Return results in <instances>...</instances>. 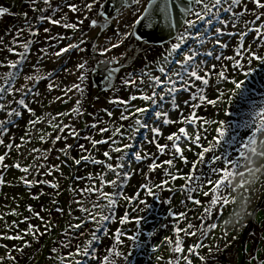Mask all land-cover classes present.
Listing matches in <instances>:
<instances>
[{"label":"snow or ice","instance_id":"obj_1","mask_svg":"<svg viewBox=\"0 0 264 264\" xmlns=\"http://www.w3.org/2000/svg\"><path fill=\"white\" fill-rule=\"evenodd\" d=\"M40 4L43 7H39ZM29 7L33 13H39L33 18L35 23H33V20H29L28 12H23L22 16L25 21L23 27L15 31L8 43H5L4 37H0V52L7 51L17 57L14 60L9 59L7 56L0 59V68L8 69L0 72V114L5 117L0 118V147L4 149L3 154H0V186L7 183L3 171L15 168L24 174L20 177V182L27 189L47 185L51 189H56L58 194L60 187L58 182L35 178L29 179L28 177H38L40 169H44L43 174L45 176H51L54 171H60V165L36 164L35 160L29 165H22L19 160L14 161L12 164L6 163L7 160L11 159L13 150L18 155H23L20 149L31 143L28 137L32 135V129L36 125L47 121L53 131L58 132V134L54 138H52L51 132L40 135V141L48 143L50 140L52 147L48 149H31L30 154L41 153L36 159H43L47 162L51 151L56 150L62 153L66 160H71L77 166L81 165L82 162L101 165L109 172L114 173L117 179L105 181L107 173L99 174L96 177L89 175L87 179L89 181L98 179L104 186L119 189L122 184L118 181L121 180L122 175L123 180L127 181L134 174L122 171L127 167L124 161L130 158L128 153L131 152L136 162L153 161L148 165L150 173H154L158 168H163L164 165H168L172 169L171 171L165 170L164 176L166 178L161 183H154L150 178L145 177V182L141 187L146 190L147 196L160 200L161 197L155 193L154 188L163 190L165 185H168L170 181L174 182L176 179L186 181L181 186L180 191L185 193L186 200H191L195 205H202V201L194 198L192 194L197 191L202 192L203 197L207 198V203L202 206L200 219L208 221V223L206 225H194L188 222L184 228L176 226L175 236H165L164 242L169 245L174 243L172 253H184L186 249L182 245L185 244V241L181 239V233L185 237L189 235L197 237L198 242L195 243L194 247H188L187 252L197 256L204 264H222L219 257L216 256V253H222L221 245L217 243L213 246L205 242L209 238V234L221 227L220 224L211 222V219L213 217H223L228 206L235 202L231 198L233 191L231 187L232 178L237 174L244 175V172L241 171L244 166L243 162L247 160L249 153H257L259 138L264 136V99L257 103L251 97L252 89L249 87L250 78L258 71L264 72V0H90V2L89 0H80L79 3L76 0H29ZM221 12L230 14V16L225 15L221 19ZM69 13L79 15L74 20H70ZM6 14H12L10 9L0 6V17ZM85 21H88L89 30L99 28L100 33L105 34L103 44L99 43L98 39L96 42L91 43V60L84 57L72 69L62 65L59 68L45 71L41 65L46 58L48 60L55 58V61H59L60 58L65 57V54H70L73 51L77 53L88 52L87 45L91 37L85 39L88 36V33L83 31ZM241 22L243 27L240 26ZM113 23H115V28L112 29L113 34L108 36L106 33ZM45 24L71 30L73 33L80 32L81 35L76 39V42H72V36L59 33L53 34L52 27H43V33L48 34L45 41L47 46L38 49L39 54L36 63L33 65L30 62V55L33 54V46L40 43V26ZM226 28L233 30L225 32L224 29ZM24 33L28 34L27 39L24 38ZM225 35L238 41L234 55L224 56L221 53L216 55L214 59L216 61L231 62L230 65L222 63L217 70L216 65L213 64L208 71H205L203 62H197V57L201 55V52L194 45L198 43L200 46H204L214 40L215 45H218L221 49H226L229 45L221 41V37ZM249 36L252 37V41L256 45L255 48L252 43H246ZM65 40L68 41L67 44L61 47ZM126 42L127 47L123 52L109 55L115 49L124 46ZM165 44L168 45L165 49L166 54L157 64V71L160 75H153L152 72L141 70L138 74L125 72L123 77L120 76L122 70L129 67L137 59V53L145 52L156 46L163 48ZM214 50L207 51L204 55L213 56ZM254 65H259V67ZM26 67L29 69L27 72L25 71ZM61 72L76 75V82L69 86H62L55 79ZM213 72L216 76L214 83L217 87L212 91L217 95L209 97L206 94V89L210 87V74ZM97 76L100 77V80L97 82L93 79V86L99 87L101 91L119 92L121 89L116 85V81L119 79L123 88L134 87L140 93L139 95L132 94L127 98L116 96L109 100L110 104L122 108L120 121H131L127 129L123 124L113 125L112 128L103 127L99 129L101 135L110 133L107 139L97 140L92 136L83 137L91 143L93 148H96L97 145L110 144V150L103 152L106 161L96 159L91 154L81 155L80 158L71 157L70 151L73 149V145L68 144L67 140L80 137V133L73 124H65L61 119L71 116L73 120H78L86 114L91 115V113H86L84 102L87 97L89 78ZM239 76H242L243 79H238ZM45 81L47 82L45 86L46 93H51L53 90H59L63 93V96H57L53 102L68 103L71 99L69 94L74 93L78 96L70 111L59 112L56 115L45 113L42 116H37L32 105L42 102L43 93L40 90V85ZM221 83L230 84L233 87L222 90L219 88ZM145 86L151 91H145ZM260 87H264V85ZM182 92L189 93V99L183 101V104L190 109L201 108L205 103L213 107L218 105L231 106L235 98H239L241 102H250L251 112L245 114L250 118L236 123L229 121L227 125L223 120L211 121V123L219 125L215 129L218 136L208 146L201 145L202 137L198 130L193 137L189 135L185 127H180L178 133H172L166 137L167 141L172 142L171 145H161L158 138L163 133L161 127L157 126V122L162 125L178 122L169 118V111L165 110L162 105L170 103L172 110H179L181 105L178 103L177 97ZM261 95L264 96V94ZM8 97L12 99L8 100ZM138 100L150 106H136L134 102ZM13 104H15V107H12ZM104 111L109 117L113 116L111 110L104 109ZM225 114L232 115L230 111H226ZM25 115L28 116L25 134L19 137L20 143H17V137L10 136L9 131L13 126L18 127L19 120L23 119ZM181 116L182 119L179 123L182 124L192 125L198 121L195 111H191L187 117H184L183 113H181ZM203 123L208 124L209 121L205 119ZM85 128L97 129L98 125L96 123L91 125L85 123ZM141 129L146 130L144 140L147 143L154 144L160 155H164L167 149L172 152V158L157 164L155 162L156 156L144 152L143 148L137 151L133 143L123 144V147L120 146L124 139L134 140L135 136L140 134ZM125 131L129 133L127 136L124 135ZM148 133L154 134L152 139H148ZM181 134L185 143L202 147V151L197 153L198 159L191 162V169L185 175H178L181 170L176 168L174 163L176 160L182 161L185 166L190 163L185 157L180 144L177 143L181 140ZM45 135L48 139H45ZM117 136L120 137L119 141L116 139ZM60 141L64 142V147L55 149V144ZM222 146V152L217 153L216 150L221 149ZM79 148L87 151L83 145H79ZM112 152L125 154L119 157L121 162L115 167L110 163L113 158ZM206 153L213 154L210 157V163L205 160ZM55 159L59 160V156ZM201 164L208 165L207 173L198 169L197 166ZM213 176L216 179H212ZM193 181H195L194 184ZM205 181L211 186L210 189H205ZM10 186L15 187L16 185ZM243 186V183H241L240 187ZM83 192L89 195L95 192L98 200L90 201L92 208L87 206L89 202L87 200L76 201L80 205L79 212L86 213L87 217H76L78 222L65 228L64 236L67 239L60 241L62 248L54 246L50 249L51 252L57 253L59 264H69V261L70 264H136L135 257L140 255V249L144 247L140 243L141 238L146 236L154 243H159L155 238L158 236L160 228H169L168 223H163L160 228H154L147 233H143L138 227L135 229V235L129 234L127 236L128 241H131L133 245V250L129 251L121 250V245L124 244V230H116L113 237L115 243L104 245V251L101 254L96 247V242L102 239L98 232L104 230V239L112 234L104 222H117L114 212L118 200L114 198L115 196H120L127 202H134L133 211L135 212L147 211L152 208V205L146 199L141 198L140 191L128 196L123 192L108 193L103 190V187L90 186L83 189ZM43 195H47V193L40 191L38 194L32 195L31 198L38 200ZM100 199H106L108 203L101 205L99 203ZM52 203L57 202L53 199ZM162 203L171 205L172 202L171 200H163ZM97 208L101 209L100 215L92 211V209ZM27 210L30 213L33 212L31 206ZM55 211L62 213L64 210L61 207H56ZM10 214L13 216L20 215L16 211H12ZM34 215L43 221V217L39 212L34 213ZM176 215L187 220L186 212L181 211L176 214L171 210L168 211L164 219L167 221L170 217ZM2 219L4 217L0 215V220ZM29 219L31 217L9 225L8 230L13 234L0 235V241L20 242L14 248L7 243H0V248L4 249V255L0 256V264H21L20 258L30 255L33 243H39L40 238L47 235L52 228V221L49 220L44 222V231H41L39 227L28 223ZM129 219V215L125 213L122 218H119L118 222L126 225L129 223ZM142 221L147 222L146 217L139 216L135 219V224L139 226ZM89 222H94L96 229L94 231L90 230V239L83 242L81 237L84 234L80 230ZM19 223H25L27 227L20 230ZM239 231L240 229L233 230L236 235L231 236L232 241L237 240ZM229 235L227 229H222L221 239L225 241L224 248L232 246L228 243ZM73 236L76 238L75 243ZM27 237L32 239L28 240ZM212 239H216V237L212 236ZM253 239L254 241L264 242V236L253 237ZM202 248L207 249V254H199L198 250ZM62 249L70 250L68 257L59 255ZM158 251L157 247L152 248L153 255ZM244 251L247 252L246 264H264V255L261 254L264 249L258 243H253L251 252H248L247 247ZM145 255H147L146 251ZM116 257H120V260H116ZM162 259L163 257L156 256L158 264ZM184 260L185 264H193V260L187 255H185ZM165 264H181V260L175 257L165 261Z\"/></svg>","mask_w":264,"mask_h":264},{"label":"rangeland","instance_id":"obj_2","mask_svg":"<svg viewBox=\"0 0 264 264\" xmlns=\"http://www.w3.org/2000/svg\"><path fill=\"white\" fill-rule=\"evenodd\" d=\"M0 6L8 7L10 9V12L12 14H6L3 17H0V37H4L5 43H8L9 40H6L7 38L10 39L12 37L11 32L16 28H20L23 26H20L23 24L24 19L22 16L23 12H28L27 10L29 7V0H0ZM39 7H42V4L39 5ZM215 11V10H214ZM225 14L221 12V19L224 18ZM241 27H243V24L241 22ZM219 27V25H217ZM225 32L232 31L231 28L224 29ZM83 31L88 33V36L85 37V39H91L89 40V43L87 45L88 47V53L91 56V43L96 42L97 38L99 40L100 35H92L91 30H89V26H83ZM81 35L80 32H78L76 39ZM215 34L213 33V36ZM25 37L28 38V35ZM26 38V39H27ZM75 39V40H76ZM222 43H227L229 45L226 49H221L218 45H215L214 40L212 43H207L204 46H201L200 52V62L205 60L204 70L208 71V69L211 67V65L215 64L217 70L220 68L221 64H229L231 62L228 61H216L214 57L216 55H220L223 53L224 56H232L234 55L235 48L237 46L238 41L228 35H225L221 37ZM246 43H252L253 47L255 48L256 45L252 41V37L249 36L246 40ZM40 44V43H39ZM38 47V44L33 46L32 49V55H30V62L31 64L36 63L34 52L36 51ZM168 47L167 44L164 45V47H154L150 48L147 51L143 52L140 55H137V59L132 63L133 67H137L142 65V69H146L145 71L152 72L153 75H160L154 67L157 65L156 63L160 62L162 60V57L166 54L165 49ZM213 49L214 56L211 59L206 55H204L207 51H212ZM5 52H0V59H3V57L7 56L9 59H16L14 55L10 54L6 55ZM145 56V57H143ZM145 63H142L144 62ZM147 65V67H146ZM255 67H259V65H254ZM129 68H125L122 70L120 76L123 77L125 72H129ZM8 69L0 68V72L7 71ZM25 71H29V69L26 67ZM141 72V71H140ZM138 72V73H140ZM137 73V74H138ZM238 79H243L242 76L237 77ZM251 79V83L249 84V87L252 89V93L254 92L261 95L263 94L264 87H260V82L264 80V72H257ZM216 80L215 73L210 74V87L206 89V94L209 97L216 96L217 94L212 91V89H215L217 86L215 85L214 81ZM117 82L120 84V80L117 79ZM47 83V82H46ZM46 83L43 84V82L40 85V90L43 93L42 96V102L33 104L32 106L35 108L37 116H42L45 113H51L53 115H56L59 112H66L70 111V103H62L60 101H55L56 96L54 95V92L46 93L45 92V86ZM92 83V82H91ZM199 83V82H197ZM93 85V83H92ZM19 86V83H18ZM121 86V85H120ZM233 87L230 84L221 83L219 85L220 89H227ZM97 87H95L96 89ZM96 91V96L99 97V99H104V102L101 105L99 118L96 122H92L89 119L88 114L84 115L82 118L79 119V133L80 137L78 138H69L67 140L68 144L73 145V149L70 151V156L75 158H80L81 155H89L91 154L94 158L99 159L101 161H106V158L103 156L104 151L110 150V144H104V145H97L96 148H93L91 143L88 140H84V136H92L94 139L100 140V139H107L110 136V133H101L99 132L100 128L103 127H109L112 128L113 125H120L123 124L125 129L128 128V126L131 124V121H120L119 117L122 112L121 107H117L115 105H112L109 103L110 99H113L115 97H112L109 95V92L99 91L98 89ZM145 91H151V89L147 88L145 86ZM120 96L122 98H127L132 94L139 95L140 93L137 91L134 87L129 88H123L120 92ZM182 98V97H181ZM218 98V96H217ZM11 97H8V100H11ZM183 99V98H182ZM189 98L186 96L183 100H179L178 103H180L181 107L179 110H172L171 104L168 103L165 107V110L169 111V118L178 121L177 123L169 124V125H162L157 122V126L161 127V131L163 135L159 137V143L161 145L169 144L171 145L170 141H167L166 137L172 133H178V130L180 127H185L187 131L189 132L190 136L195 135V132L198 130L200 132V135L202 137L201 145L202 146H208L216 136H218V133L215 131V129L219 126L218 124H213L211 121L216 120H223L225 121V125L229 123V121L236 123L239 122L237 118V111L238 107L247 106V102L244 104L241 102L239 98H235L233 100V104L231 106L226 105H218L216 107H213L211 105H207L206 103L201 106V108L197 109H190L186 106H184L183 101L188 100ZM136 106H146L144 102L142 101H136L134 102ZM54 106V107H53ZM94 106L93 100L89 99L86 103L85 111L86 113H92V107ZM12 107H15V104L12 105ZM104 109L111 110L113 112V116L109 117ZM191 111H195L198 117V121L196 124L187 125L179 123L181 121L182 116L181 113H183L184 117H187L190 115ZM230 111L232 113L231 116L226 115L225 112ZM0 118H5L3 114H0ZM63 122L65 124H68L69 117H63ZM135 119V118H133ZM207 119L209 121L208 124H204L203 120ZM28 120V116L25 115L23 119L19 120V126H13L11 127L9 131L10 136L17 137V143H20L19 137L24 136L25 134V127L26 122ZM85 123L91 125L93 123H96L98 125L97 129H91V128H85ZM52 133V138H54L58 132L53 131V129L48 125L47 121H45L43 124L36 125L34 129H32V135L28 137V139L31 140V143L26 144L24 147L20 149V152L23 153L22 156L18 155V153L13 150L11 153V159L7 160L6 163L12 164L14 161L19 160L22 165H29L32 164L35 160L36 164H43L48 163L50 165H60V171L59 172H53L51 176H45L44 169H40V175L38 177L29 176V179H38V180H51L53 182H58L60 187L58 190L51 189L47 185L43 186H37L33 189H27L21 182L20 177L24 175L21 173L18 169L15 168H9L7 170L3 171V175L5 176V179L7 183L4 186H0V215H3L4 219L0 220V235H3L5 233L7 234H13L11 231L8 230V226L12 225L14 222H20L24 221L25 218L31 217V219L28 220V223L35 227H39L41 231H44V222L46 221H52V228L49 231L47 235L44 237H41L39 240V243H33V249L30 250L31 254L25 257H21V264H59L57 253L51 252L50 249L52 247H60L62 248V245L60 244L61 240H66L67 237L64 236L65 228L66 226H69L70 224H74L77 221L76 217L84 216L87 217L86 213H80L79 207L80 205L76 203V201L81 200H87L89 201L87 206L89 208H92V205L90 201L92 200H98L97 194L94 192L91 195L88 193L83 192V189L89 188L90 186L100 188L103 187V190L108 193H117V188L115 187H109L104 186L101 184V182L98 179H93L92 181H89L87 177L89 175H92L93 177L98 176L99 174L107 173L105 176V181H111L114 179H117L116 175L112 172H109L106 168H104L101 165H94L91 163H84L82 162L81 165L77 166L75 165L71 160H66L64 155L56 150L51 151L48 161H44L43 159H36V157L40 156L41 153H32L30 154V150L34 148H41V149H48L51 148V141L49 140L48 143H43L40 141L39 137L42 133ZM67 133V130H66ZM65 133V134H66ZM85 133V135L82 136V134ZM141 133V131H140ZM129 133L125 131L124 135L127 136ZM250 134V132H249ZM142 134H138L135 136V139L132 141H129L127 139H124L120 146L123 147V144L127 143H133L135 146V149L139 151L141 148H143V151L146 153H149L150 155H154L157 157L155 162L157 164H161L164 160L172 158V152H169L167 149L165 150L164 155H160L155 147L154 144L147 143L144 138H141ZM154 134L148 133V139H152V136ZM7 141V137L5 138ZM45 139H48V137L45 135ZM116 139L119 141L120 137L117 136ZM179 142V141H178ZM177 142V143H178ZM182 150L184 151L185 157L189 160V165L185 166L182 161L176 160L174 161L176 168L180 169L181 171L178 173V175H185L189 173L191 169V162L198 159L197 153L202 151V147H197L194 144L191 143H185V140L183 138V135L181 134V140L179 142ZM79 145H83L84 149H87V151H83L79 148ZM55 149H59L64 147V142L60 141L55 144ZM191 149L190 151L188 149ZM223 146L221 149H217V153L222 152ZM4 149L0 147V154H3ZM112 160L110 163L117 165L120 163L119 157L122 155H125L124 153H116L112 152ZM178 155V154H177ZM212 153H206L205 154V160L210 163V157L212 156ZM57 156H59V160L55 159ZM128 157L125 159L124 163L127 166L125 169L128 170V172L134 173L130 180L125 181L124 184L125 187L121 189L120 192H123L125 195L131 196L135 192L140 191L141 192V198L146 199L149 204L152 205V208L144 211V212H135L133 211L134 202H127L122 199V197L118 196V206L117 210L114 213L115 217H117V222L113 223L110 221L108 225V230L111 235L108 236L107 240H104V243L108 242V240H114V233L116 230H124V244L121 246V250L123 251H129L133 250V245L131 241H128L127 236L129 234L135 235V229L138 227L143 231V233H147L149 230H153L154 228H160V225L163 223H168L169 228L164 229L160 228L158 236L155 238L156 241L159 243H154L153 240L148 239L145 237L141 238L140 243L143 244V248L140 249V255L135 257L136 264H158L156 260V256L163 257L162 260L159 261V264H165V261L174 259L175 257H178L181 260V264H185L184 257L185 255L189 256L191 255V259L193 260V264H204V262L200 261L197 256H193L192 253L187 252V248L191 247L197 242V237L193 236H187L185 237L183 233H181V239L185 241V244L182 245L185 247L186 251L184 253H172V248L175 246L174 243L172 245L166 244L164 242V237H174L175 236V227L179 226L181 228L186 227L188 222L196 224H203L206 225L208 221L201 220L200 217L202 215V206L207 203V198L203 197L202 192L197 191L196 193L192 194L194 198L201 199L202 205H195L191 200H186V202L183 203V197L184 193L180 191V188L182 185L186 183V181L182 179H176L174 182H171L168 185L164 186V189H158L154 188L155 193L161 197L160 200L153 199V197H149L146 195V190L143 189L141 186L145 182V177L147 176V173H149L152 177H149L150 180L154 183H161L166 177L164 176L165 170L171 171L172 169L168 165H164L163 168H158L155 173H150L148 170V165L152 163V160H144L141 162H136L134 160V156H132V153H128ZM63 162V163H62ZM198 169L202 170L203 172H208V165L207 164H201L197 166ZM62 173V174H61ZM153 174V175H152ZM170 180V178H168ZM212 179H216L215 176L212 177ZM195 181H193V184ZM10 185H16L15 187ZM205 189H210V185H208L205 181L204 185ZM171 189V191H169ZM40 191H43L47 193V195L40 196L38 200L32 199V195L38 194ZM115 198V197H114ZM56 200L57 203H52V200ZM163 200H171V205L167 203H162ZM65 203L68 204V206L65 205ZM99 203L101 205H106L108 201L106 199H100ZM181 205V207H180ZM185 205H187L185 207ZM31 206L33 209V212L30 213L27 209ZM56 207H61L62 209L65 208V210L62 213H57L55 211ZM143 207V206H140ZM231 206H228V209L224 212V216L227 215V212L230 210ZM68 208V210H67ZM177 209L174 210V209ZM173 211L174 213L178 214L179 212L183 211L187 213V220L181 219L178 217V215L170 217L169 221H165L164 217L167 215L168 211ZM16 211L20 213L18 216H13L10 214V212ZM93 212H95L97 215L101 214V209H92ZM39 212L40 215L43 217V221L36 218L34 213ZM127 213L129 215V223L128 224H120L118 222L119 218H122L123 215ZM139 216L146 217L147 222H141L139 226L135 224V219ZM216 218L213 217L211 219V222L222 224V218ZM184 220V222H182ZM245 226L240 228L238 238L235 241H232L231 239L228 240V243L231 244V247L224 248L225 241L221 239L222 237V228L218 227L213 231V233L209 234V238L205 241L206 243H210L213 246L217 243H219L222 247V253L219 255L220 261L222 264H246V257L247 252L244 251L245 247H247L248 252H251L253 243H258L259 246L264 249V242L255 240L253 237H259L264 236V197H261L258 203L255 205V212L254 216L252 218H249ZM27 227V224L25 223H19V229L23 230ZM96 229V224L94 222H89L84 228H82L80 231L84 235L81 237V240L83 242H86L87 239H90V230L94 231ZM229 231V230H228ZM69 232L71 233V229L69 227ZM230 235H236L235 232L229 231ZM199 235V233H198ZM212 236H215L216 239H212ZM28 240H31V237H27ZM74 243L76 242L75 236H73ZM197 240V241H196ZM0 243H7L12 248L18 246L20 244L19 241H0ZM102 243V242H101ZM100 243V244H101ZM82 246V245H81ZM99 246V245H98ZM157 247L159 251L152 254V248ZM70 250L62 249L59 253L60 256H69ZM145 251L147 252V255H145ZM199 254H207V249H199ZM15 255H19L18 253H13ZM264 255V252L261 253ZM4 255V249L0 248V256ZM217 255V254H216ZM51 258V260H50ZM70 264V261H69Z\"/></svg>","mask_w":264,"mask_h":264},{"label":"bare ground","instance_id":"obj_3","mask_svg":"<svg viewBox=\"0 0 264 264\" xmlns=\"http://www.w3.org/2000/svg\"><path fill=\"white\" fill-rule=\"evenodd\" d=\"M76 2H80V0H76ZM89 2H90V0H89ZM42 7H43V5H42ZM28 11H29V20H33V23H35V21H34V17L35 16H37V15H39V13H33L32 11H31V8L30 7H28V9H27ZM85 14H87V13H85ZM79 14H73V13H69V18H70V20H74L77 16H78ZM24 23H25V21L23 22V24L22 25H20V26H23L24 25ZM46 26H48V27H52V32H53V34H56V33H59V34H62V35H65V36H72L73 37V40H72V42H76V36H77V34H78V32L77 33H73L71 30H67V29H62V28H60V27H58V26H50V25H42V26H40L41 27V36H40V44H38V47H37V49H36V51L34 52V54H36V56H35V59H37V55L39 54L38 53V49L40 48V47H46L47 46V44L45 43V41H46V39H47V35L48 34H44L43 33V31H42V28L43 27H46ZM84 26H89L88 25V21H85V24H84ZM115 28V23H113L112 24V26H111V28L108 30V32L106 33V35H108V36H111L113 33H112V29H114ZM18 29V27H16L12 32H11V35H14V33H15V31ZM91 34L92 35H100V37L101 38H99V40H98V42L99 43H101V44H103V42H104V40H105V34H102V33H100V29L99 28H97V29H92L91 30ZM26 35H28L27 33H24V38L26 39L27 37H25ZM11 38L12 37H10V39L9 38H7L6 40H11ZM67 40H65L62 44H61V47H63V46H65L66 44H67ZM53 43H55L54 41H53ZM127 47V42H126V44L124 45V46H122L120 49H115L114 51H113V53H110L109 55H113V54H119V53H121V52H123L124 50H125V48ZM143 52H139V53H137L138 55H140V54H142ZM5 54L6 55H9V53L8 52H5ZM84 57H86V58H89L90 60H91V56L89 55V53L88 52H86V53H77V52H75V51H73V52H71L70 54H65V57H62V58H60L59 59V61H55V58H53V60H48L47 58L45 59V61L42 63V67L44 68V70L45 71H49V70H53V69H56V68H59L60 66H62V65H66L67 66V68H69V69H72V68H74V65L81 59V58H84ZM143 57H145V56H143ZM142 63H145V61L144 62H142ZM77 75H78V73H77ZM55 79L56 80H58L60 83H61V85L62 86H69V85H71L73 82H76V75H68L67 73H64V72H61L57 77H55ZM92 81H91V77L89 78V87H88V92H87V97H86V100H85V102H84V109L86 108V103H87V101L89 100V99H92L93 100V104H94V106L92 107V113H91V115L89 116V119L92 121V122H96L97 120H98V118H99V113H100V108H101V105H102V103L104 102V99H99V97H98V99H97V96H96V89H95V87L92 85V83H91ZM44 83H46V81L45 82H43V84ZM261 84H263L264 85V80H262L261 82H260ZM117 85V84H116ZM117 87H119L118 85H117ZM120 88V87H119ZM121 91V90H120ZM120 91L119 92H117V93H113V92H109V95L110 96H112V97H116V96H120L121 94H120ZM53 92H54V95L57 97V96H63V93L61 92V91H59V90H53ZM263 94H264V91H263ZM70 96H71V99L69 100V103H70V109L75 105V101H76V99H78V96H76L74 93H72V94H69ZM251 95V97L253 98V99H255L256 101H257V103H259V101L261 100V99H264V96H262V95H259V94H257V93H253V94H250ZM189 96V95H188ZM65 99H67V97H65ZM242 103H246V102H242ZM54 107V106H53ZM258 110V109H257ZM236 111H237V120L240 122V121H242L243 119H248V118H250L248 115H245L246 113H249V112H251V108H250V102H247V106L246 107H243V106H240V107H238V109H236ZM80 119V118H79ZM79 119L78 120H73V118L71 117V116H69V121H68V124H73V126L74 127H76V129H77V131H79V124H77L78 123V121H79ZM239 131H244V130H239ZM83 135H85V133H83L82 134V136ZM85 140V139H84ZM148 161V160H147ZM156 172V171H155ZM154 172V173H155ZM150 174L149 173H147V177L149 176ZM153 175V174H152ZM149 177H152L151 175L149 176ZM185 194V193H184ZM184 202H186V199H185V195H184V197H183V203ZM180 207H181V205H180ZM174 210H176L177 211V209L175 208ZM169 221V219L167 220V222ZM182 222H184V220H182ZM104 233V232H103ZM103 235H101V237H102ZM231 236L232 235H229V238H228V240H230L231 239ZM104 237V236H103ZM108 238V237H107ZM107 238L106 239H104V238H102L101 239V241H102V243L101 244H99V246H97V251L98 252H100L101 254H103V251H104V245H108L109 243H115V240H108V242H106V243H104V240H107ZM125 245V244H124ZM224 245V244H223ZM122 246V245H121ZM217 255V257H219V259H220V253H216ZM116 260H120V257H116L115 258Z\"/></svg>","mask_w":264,"mask_h":264},{"label":"clouds","instance_id":"obj_4","mask_svg":"<svg viewBox=\"0 0 264 264\" xmlns=\"http://www.w3.org/2000/svg\"><path fill=\"white\" fill-rule=\"evenodd\" d=\"M243 165L244 175L237 174L231 182V198L235 202L222 218L221 228L229 231L242 228L254 216L255 205L264 197V136L259 138L257 153H249Z\"/></svg>","mask_w":264,"mask_h":264}]
</instances>
